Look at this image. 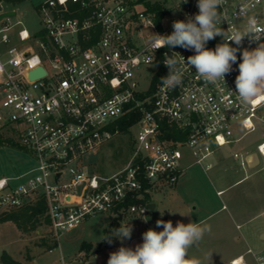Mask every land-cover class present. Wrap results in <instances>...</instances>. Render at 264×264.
<instances>
[{"label":"built area","instance_id":"obj_1","mask_svg":"<svg viewBox=\"0 0 264 264\" xmlns=\"http://www.w3.org/2000/svg\"><path fill=\"white\" fill-rule=\"evenodd\" d=\"M179 1L160 27L154 13L138 10V0H44L38 6L42 28L36 34L19 29L16 42L14 26L0 22V129H12L35 163L22 180L0 179V214L43 197L58 241L95 215L113 220L146 216L150 204L125 206L127 201L176 187L187 157L205 172L213 170L212 159L223 148L252 133L262 139L256 153H235L234 158L260 166L264 98L244 103L235 80L242 52L264 43V0H222L220 26L229 36L243 33L250 18L261 34L259 40L245 36L240 45L229 42L238 48L237 62L224 81L207 83L194 66L184 65L182 84L168 89L161 82L154 85L156 77L168 75L164 54L178 60L181 55L185 63L196 54L178 46L152 48L155 34L170 35L174 21L187 22L198 14V0ZM221 43L224 38L217 36L205 47L214 50ZM41 67L46 74L31 80ZM134 113L140 118L130 128L138 131L129 164L110 177L88 174L83 159L121 134L120 122ZM247 254L264 264V249ZM238 260L247 264L244 257L231 264Z\"/></svg>","mask_w":264,"mask_h":264},{"label":"rangeland","instance_id":"obj_2","mask_svg":"<svg viewBox=\"0 0 264 264\" xmlns=\"http://www.w3.org/2000/svg\"><path fill=\"white\" fill-rule=\"evenodd\" d=\"M0 1L3 4L0 14H17L3 21V24L10 22L14 26L11 31L13 42L17 41L15 33L23 27L31 34H36L42 28L38 6L44 0H21L17 4L13 0ZM147 1L162 3L169 10H177L180 4L179 0H171L172 3L169 0ZM143 9L142 5L138 7V10ZM169 19H166V23ZM145 80L143 89L149 78ZM1 106L0 94V113L3 112ZM137 131L138 128L134 127L128 133L115 135L99 150L86 156L83 159L86 172L110 177L125 168L133 156ZM0 135L13 143L0 146V179H24L34 168V160L20 148L12 129H0ZM261 141L259 133H252L241 142L226 146L218 153V159H212L215 167L209 172L192 164L193 160L187 157L184 162L186 170L178 185L153 192L155 211H150L144 217L124 215L114 225L120 227L129 224L132 228L131 238H116L108 246L100 245L105 240V230L114 220L105 214L92 216L79 226L63 232L58 241L53 239L54 234L48 226H41L36 232L21 234L13 223L0 222V264H4L1 259L4 253L21 264H107L110 254L120 247L134 250L142 244L143 233L147 230L162 231V227L156 226L157 220H170L174 227L177 222H194L205 227L207 231L203 238L188 251V256L198 258L201 264H231L239 257H244L247 264H256L247 252L261 248L246 235L264 225V158H260V166L251 168L244 164L243 159H235L234 154L244 157L254 154ZM17 182L14 180L13 184ZM221 190L225 192L218 196L217 192ZM259 233H254V236L257 237ZM84 242L93 245L87 255L81 252ZM54 243H58L57 247L48 250L47 246Z\"/></svg>","mask_w":264,"mask_h":264},{"label":"clouds","instance_id":"obj_3","mask_svg":"<svg viewBox=\"0 0 264 264\" xmlns=\"http://www.w3.org/2000/svg\"><path fill=\"white\" fill-rule=\"evenodd\" d=\"M222 0H198V14L189 18L187 22L177 20L173 22L174 31L170 35L155 34L152 41L153 50L167 47H182L195 51V55L187 58L164 54V64L168 67V75L161 77L162 86L173 89L182 84L184 65L194 66L200 79L207 83H216L225 79V75L232 71V65L237 62L238 48L232 47L230 41L240 45L242 39L252 34V38L259 40L260 29L255 18L247 22L246 30L236 31L231 36L221 28L220 7ZM217 36L224 38V43L218 44L214 50L207 49L206 43ZM175 53V52H173ZM239 75L236 77V94L244 103L251 104L257 99L264 98V43L254 50L242 52V62L239 63ZM163 214V213H162ZM156 226L162 231L153 229L143 233V243L135 249L120 247L110 254L107 264H201L195 257H189V249L199 242L207 229L199 223L157 220ZM115 234L106 236L111 243V237L130 239L132 228L129 224L114 229Z\"/></svg>","mask_w":264,"mask_h":264},{"label":"trees","instance_id":"obj_4","mask_svg":"<svg viewBox=\"0 0 264 264\" xmlns=\"http://www.w3.org/2000/svg\"><path fill=\"white\" fill-rule=\"evenodd\" d=\"M21 0H13L15 4L19 3ZM139 3L144 7V10L146 12H152L156 16V24L158 27L161 26L162 19L170 14L172 10H169L164 4L155 2L150 3L147 0H138ZM161 82L160 77H156L154 80V85ZM140 114L134 113L126 118H124L120 122V130L122 133H128L130 131V128L139 120ZM178 134L174 132V136H177ZM3 135H0V146L2 145H11L13 144L12 141L9 138H4ZM20 146V145H19ZM21 148V147H20ZM153 199L152 195L145 194L143 195L142 199L137 200L135 198H130L125 206H128L130 204H139V205H149L152 204ZM121 219H114V223H111L108 228L105 230V237L114 235L115 230L118 229L119 225L115 226V222H120ZM1 223L5 222H11L15 224L17 229L20 231L21 234H26L33 231H38V229L41 226H48L51 229L50 226V220L47 212V206L45 203V200L43 197H40L38 200H36L32 204H28L20 209L12 210L9 213H3L1 214L0 218ZM55 241H57L55 238H53ZM116 241V237H111V243ZM109 241L107 239L104 240V242L100 246H108ZM58 243H54L52 245H48V250H52L55 247H57ZM93 248V245L91 243H83L81 246V252H84L86 255L90 253L91 249ZM1 259L4 264H21L19 262H15L11 257L6 255L5 253L1 256Z\"/></svg>","mask_w":264,"mask_h":264},{"label":"water","instance_id":"obj_5","mask_svg":"<svg viewBox=\"0 0 264 264\" xmlns=\"http://www.w3.org/2000/svg\"><path fill=\"white\" fill-rule=\"evenodd\" d=\"M17 14L16 12H9V13H3V14H0V22L3 21L4 19L6 18H10V17H15ZM46 74V71L41 67L35 71H33L31 74H30V79L31 80H36L38 78H41L43 77L44 75ZM59 177V175H58ZM155 204H150L149 205V209L151 212H154L155 211ZM262 239H264V236L262 235ZM90 264H97L96 262H91Z\"/></svg>","mask_w":264,"mask_h":264},{"label":"crops","instance_id":"obj_6","mask_svg":"<svg viewBox=\"0 0 264 264\" xmlns=\"http://www.w3.org/2000/svg\"><path fill=\"white\" fill-rule=\"evenodd\" d=\"M170 2V0H169ZM219 192H223L221 195L224 194L225 190H221ZM217 192V194L219 193ZM218 194V196H221ZM225 208V206L223 207ZM156 209V207H155ZM132 217V216H131ZM15 225V224H14ZM102 225V224H100ZM239 226V225H238ZM20 232V231H19ZM256 232H260L257 237L254 236V233ZM262 235L264 236V225H261L259 228H256L255 230H251L250 234L248 233V239L251 240V242L255 243L256 245H258L261 249H264V239H262ZM237 260V259H236Z\"/></svg>","mask_w":264,"mask_h":264},{"label":"bare ground","instance_id":"obj_7","mask_svg":"<svg viewBox=\"0 0 264 264\" xmlns=\"http://www.w3.org/2000/svg\"><path fill=\"white\" fill-rule=\"evenodd\" d=\"M239 263V260L236 262V264Z\"/></svg>","mask_w":264,"mask_h":264}]
</instances>
